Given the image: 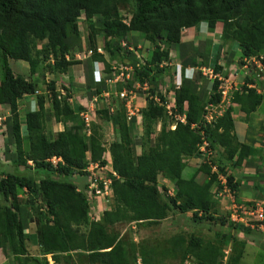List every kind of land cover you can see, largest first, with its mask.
Wrapping results in <instances>:
<instances>
[{
	"label": "trees",
	"instance_id": "1",
	"mask_svg": "<svg viewBox=\"0 0 264 264\" xmlns=\"http://www.w3.org/2000/svg\"><path fill=\"white\" fill-rule=\"evenodd\" d=\"M123 9L132 14L128 23L124 22ZM83 13L90 30L86 46L95 48L98 36L102 35L110 58L120 55L134 69L132 80L126 83L129 90L136 82L148 83L153 86L151 93L155 95L160 83L171 72V51L177 47L181 48L180 61L185 64L184 68L190 64L194 68L208 66L209 53H202L193 43L181 41L185 29L198 27L201 23H206L211 31L217 24H222L223 42H237L241 59L264 53V0H0V63L3 72L2 77L0 73V105L10 110L4 123L3 155L14 169V172L0 176V250L13 255L20 264H30L25 237L33 217V212L28 209L30 206L40 219L38 239L45 264H48V257L60 264L64 256L67 261L72 258L71 254L84 252L88 264H134L137 252L144 264H150L158 257L178 259L180 264L188 255L200 264H221L222 247L199 237L174 235L163 248L153 246L147 249L129 245L115 229L117 225L129 223L155 227L172 211L192 212L195 222L208 220L226 225L225 217L216 216L218 204L212 194L217 175L204 165L199 170L206 174L204 183H198L195 177H183L186 159L199 154L201 144L200 133L191 126L201 125L207 104H218L222 99L219 92L221 82L215 79L209 100H205L199 84H207L208 79L201 72H197L194 79L183 78L180 88L175 89L174 112L184 115L186 123L177 120L174 130L163 125L155 138L154 148L150 147V141L156 134L157 122L167 117L162 105L166 99L160 92L161 104L148 99V106L142 111L147 142L141 141V153L135 150L138 144L133 136L136 118L128 119L125 102L118 103L121 107L113 117L118 139L109 146L116 174L109 177L113 205L102 212L100 222L91 221L92 207L86 196L89 184L79 187L72 177L76 174L88 177L85 170L91 162L99 163L102 168L108 164L99 127L93 123L91 133L87 135L86 125L80 117L84 109L76 111L71 106L69 99L72 95L61 94L57 89L58 78L49 82L32 78L36 74L42 79L46 73L53 77L66 74L71 67L80 64L73 58L82 46L79 22ZM134 33H139L154 46L147 63H141L136 54L120 46L122 40L130 41ZM136 43L134 39L133 44ZM221 49L220 46L214 64L215 74L223 70L219 65ZM66 56H72V59L67 60ZM199 58L204 60L200 65L196 61ZM11 60L28 63L30 77L16 74L10 66ZM95 61L104 62L110 73V65L103 55L94 54L87 64L92 66ZM87 81L91 86L93 80L87 77ZM40 82L46 85V89L37 96L39 108L25 114L24 125L19 102L25 95L36 94ZM247 82L253 84L256 81L250 78ZM122 89L119 86L118 90ZM263 100L264 95L248 86H243L233 98L247 115L254 112ZM46 101L50 103V111L45 107ZM232 113V108L228 109L204 130L212 146L219 145L228 150L229 161L237 158L235 165H239L254 150L246 144L236 143ZM49 114L56 122L64 124L63 131L47 132ZM68 123H71L70 127ZM54 157L61 159L55 166L49 162ZM20 167L33 168L37 177L19 175L15 170ZM160 176L172 182L174 195L168 194V189L163 187V198ZM227 180L234 191L231 176L228 175ZM25 190L31 200L23 204L20 194ZM36 195L43 197L45 213L35 206ZM85 225L87 231L81 229ZM239 227L250 235V228ZM241 254L244 256L243 251Z\"/></svg>",
	"mask_w": 264,
	"mask_h": 264
},
{
	"label": "rangeland",
	"instance_id": "2",
	"mask_svg": "<svg viewBox=\"0 0 264 264\" xmlns=\"http://www.w3.org/2000/svg\"><path fill=\"white\" fill-rule=\"evenodd\" d=\"M130 13L131 12L128 9L122 10V15L124 17H126L127 19L130 18ZM84 17H81V20H80V33H81L82 41L85 40L87 42L88 35L90 34V30H89L88 24L85 21ZM202 24H205V23H202ZM201 25H200V27H201ZM218 31L220 32V30H218ZM98 38H100V40H98V43L104 44L103 36L100 35V36H98ZM142 40H143L142 44H139V45H141V47H143V48L141 50H140L141 47L138 48V46H136V48H137V51L140 50V52H139V54L141 55V61L140 62L141 63H147V61L150 59V55L154 49V46L151 45L150 42H148L149 45L146 46L147 48H144V41H146V40L143 37H142ZM221 41L223 43V40H221ZM232 41H229V42L231 43ZM216 43H218V41H216ZM226 43L227 42L223 43V46L226 45ZM41 47L42 46L40 45L39 48L41 49ZM87 49H88V47H87ZM83 51H84V49L82 50V52ZM240 51H241V49H240ZM232 53L233 52L231 50L224 52V57H223L224 59L222 60V63L223 62L227 63V61L231 60V58L235 55L234 54L232 56ZM261 55L264 57V53H262ZM247 59H250V62L252 65L253 63H252L251 57H249ZM112 60H113V58H112ZM114 60L117 61V67H118V71H120V73L122 71L124 72L125 75L131 73V69H130L131 67L130 68L128 67V66H130V63L128 60L121 58L120 55H117L116 57H114ZM241 60L242 59L240 58L239 61H241ZM232 61H235V60H232ZM214 64L212 65L213 66L212 69H214ZM10 66L16 72V74L20 72L19 69H17V67L19 66L18 61L16 62V61L11 60ZM229 67H230V65L229 66L227 65L226 67L222 66L223 70L220 73L221 79L228 80V77L232 73L231 70H229ZM81 72H80V76L83 77V73H81ZM133 72H134V69H133ZM133 72H132V74H133ZM0 73H1V77H2L3 72H2V64L1 63H0ZM256 75H258V74L255 73L251 76L253 78L259 79L260 81H262V80L263 81H262L261 86L258 85L257 87H255V89L257 91H260L261 93H263L264 92V76L260 79ZM67 77H70V75H68ZM67 77L66 76L64 77V76L59 75V74H56V75H54V77H52V78H58L57 89L61 92L62 95L63 94L71 95L70 94V91H71L70 82H71V80ZM167 78H168V80L166 82V86H164L165 85L164 84L162 87H159V92L163 96L165 95L166 97L165 96L164 97L166 98V101L169 102L171 99H173L174 88L171 86V85H173L171 83L175 78H174L173 73H171L170 77H167ZM83 82H86V79ZM201 84H202V82H200L199 87H201L202 96H204L205 100L208 101L209 100L208 97L210 96V94L204 93L205 90H203V87ZM118 85H120L121 88L123 87L122 91L124 89H128L126 87V82L120 81V82H118ZM238 85H239V87H243L244 83L238 84ZM152 87L153 86L148 84L145 86H141V88L136 91L137 95L139 96L138 97L139 99L136 100L137 103L136 102L135 103L137 105H135V107H134V103L131 104V106L135 112L137 109L141 110L140 116H143V112H142L143 107L142 106L145 104V102H146V108L148 106L147 101L150 100L149 97H151V95H152V93H151ZM118 88H119V86H118ZM175 88H176V86H175ZM41 89H42V91H44L46 89V85H43ZM93 90H95V89H93ZM115 90L117 92V88H115ZM87 94L89 96L90 89L88 90ZM167 95H170V98H167L168 97ZM116 96L119 97L120 103L123 100H125V99L120 98V93H116L115 97ZM228 96L226 97V100L233 96L232 92H230ZM111 99L112 98L110 97L109 98L110 103H111ZM115 99L116 98H114L113 100L115 101ZM126 99L132 100L131 95H129ZM70 104L74 109H76V111H81L82 109L85 108L84 110L87 111L86 113L91 115L90 118H93V122H91V125L94 123L96 126L99 127V130H100L99 132L103 137L102 143L105 145V147L107 149L106 152L104 153V158L108 161V164L106 165V167L95 168L93 171V175L89 174L88 177L82 178L80 175L76 174L72 177V180L74 181L75 184H77L80 187V185H83L85 183L90 184V181H91L90 176H92L93 178L98 177L99 181L108 179L109 177H112V175H114L113 174L114 172H113V168H112V157H111V153L109 151V146L114 140L118 139L117 134L115 133L116 127H115V122L113 120V117H114V115H116V113L118 112L117 110L121 107V105L114 107V110L112 112L111 106L107 105L104 107L102 103H100V106L98 109V107L96 106V102H95L93 110H90V108L92 106H89V108L87 107L88 105L85 107H82L80 105V101L78 102L74 98L70 102ZM23 106H24V104H22V108H20V112H22L21 116L24 118L25 117V108H23ZM125 106H126V102H125ZM225 108H227V107H225ZM100 110H101V112H100ZM144 110H145V108H144ZM126 111H127V108H126ZM9 116H10L9 108L1 107L0 108V123H1L5 132L3 133V135H0V174H4L6 172H14V169L11 165V162L6 160L5 156L3 155L4 149H5L3 146L4 145L3 142L5 141L6 130H5V126H4L5 122H3V120L1 122V119L3 117L8 118ZM176 120H177L176 117L173 118L167 114V117L162 118L161 121L163 122V125L164 126L166 125V127L168 128V126H169L168 124H173ZM67 126L70 127L71 123H68ZM140 127H141V129H139V133H141L140 134L141 137L139 140H137L138 144L135 148L136 153H141V148H140L141 144H142L141 141L147 142L146 132L143 133V125H141ZM135 132H136V130L134 131V134H135ZM133 136H136V135H133ZM13 150H14V148H13ZM15 171L17 173L19 172L18 174L23 175V176H31V175L36 176L33 168L25 169L24 167H20L18 170H15ZM84 177H85V175H84ZM166 185H167V182L161 176V178H159V187H160L161 195L163 196L164 199H165V197H164L165 193H164L163 187H165ZM93 188H95V186H93L91 183L90 190H89L90 192L88 194L89 197H87L89 200V204L92 207L91 211H90V219L92 222H100L101 217H102V212H104L107 209L106 207H112L111 205H113V202H112L113 201V199H112L113 192L109 191L107 189V190H104V192H101V194H99L98 196H96L95 192H93V193L91 192L92 191L91 189H93ZM169 189L171 192L174 191L173 184H172L171 188H169ZM169 189H168V191H169ZM27 194H28L27 190L21 192V194H20V199L22 200L23 204H26L28 201L31 200V197L28 196ZM33 201H34L35 206L37 208H42L43 212L45 213L46 206H45V202H44L43 197L41 195H36L35 199ZM216 202L218 204L216 216L225 217L227 219L226 225H221L218 221H208V220H197L195 222L192 218L193 217L192 212H190L188 214H181L178 211H172L169 214V217L166 221H162L160 223V225L155 226V227L147 226L146 224L129 223V224H125V225H117L115 227V229L117 232L120 233V236L122 237V239L127 241V243L129 245L134 244V245L138 246L139 248H141V246H145V247H147V249L153 248V246H159L160 248H163L162 246L166 245L167 241L171 237H173L174 235H182V236L188 237V238L195 236V237L202 238L206 242H212V243H215L217 245H220L222 247V254H223L222 262L224 264H264V232H263L264 229L262 228V225H258L257 224L258 222L254 220L256 218V216H251L249 214H245L243 212L244 211L243 209L232 208V206L237 204V201L233 198H230V200H229V198H228V200L224 199V201H223V199H221V201L216 200ZM28 209L33 212V217L30 219L29 229L27 231H25V237L27 238L26 246H27V250H28V258L31 259L30 264H45L46 260L44 258V253H43L42 249L40 248V243H39V239H38V228L40 225L39 224L40 219L37 216V213H35L31 209L30 206H28ZM249 211H251V210H249ZM237 214H238V216H243L246 219H252V221L250 223H252L255 227L250 228L251 229L250 235H246L245 233H243L240 230V227H239L240 225H236L235 222L232 220V219H234L233 215H237ZM81 229L83 231H87L86 225L82 226ZM242 251H243L244 256H242V254H241ZM137 254H138V256H137V259L135 260L134 264H138L139 258H141L142 264H144V261L140 255V253L137 252ZM85 255H87V253H85V252L81 255L71 254L72 258L68 259L67 261H66L65 256H64V258L61 260L60 264H88V261H87ZM239 256H240V258H239ZM48 259H49L48 264H55L54 261L50 257H48ZM235 259H237V260L235 261ZM179 262H180V260H178V259L158 257L157 259L155 258V260L153 262H151L150 264H178ZM0 264H20V263L14 258L13 255H7L4 251L0 250Z\"/></svg>",
	"mask_w": 264,
	"mask_h": 264
},
{
	"label": "crops",
	"instance_id": "3",
	"mask_svg": "<svg viewBox=\"0 0 264 264\" xmlns=\"http://www.w3.org/2000/svg\"><path fill=\"white\" fill-rule=\"evenodd\" d=\"M203 26L196 27V28H189L185 30L183 32L181 41L184 44L193 43L196 47L201 49L202 53H209L208 61H207L208 66L203 67L204 69L213 67L212 65L216 62L217 57H218V49L220 46L222 47L219 53V65L221 67L222 66L226 67L227 65L228 66L230 65L229 70H231L232 73L228 77V80L234 85L233 87L239 89L237 91L236 90L232 91L233 96L225 100L226 102L225 107H227L226 109L232 108L233 110L232 116H233V120L235 124L234 135L236 137V143L246 144L250 146L254 150V152L248 158H245V160L241 164L235 165L236 163L235 159L237 158H235L233 161H229L228 150L222 148L219 145H217L214 148L211 144V149L213 150L212 156L206 157V154L200 152L199 150V154L186 159V168L183 171V177L185 179H191L195 177L198 183L200 184L204 183L206 179V174L205 172H202L199 170L202 166L206 165L211 170L212 174L217 175V181L214 184L213 189H212L214 200L221 201V199H223L224 201V199L228 200L229 198L230 200V198H233L237 201V204L232 206V208L243 209L244 210L243 212L245 214L250 215L251 211L249 210L254 208L256 204L264 203V100H263V103L254 112L247 115L242 110V107L239 104L233 102V98H234L235 93L242 90V87H239L238 84L244 83L243 86L257 87L258 85L261 86L263 80L260 81L259 79L253 78L252 76L251 77L249 75L247 76L242 66L243 59L239 61L241 58V55H240L241 51H240L239 44L237 42L235 41H232L231 43L227 42L226 45L223 46L224 42L222 43L221 41L222 32H223L222 24H217L214 32H211L208 29V25H203ZM218 30H220V32ZM134 39L137 41L136 45L133 44ZM216 41H218V43H216ZM127 42L130 43V45H132V47L134 48V51L137 55V60L141 61V55L139 54L140 50L143 48L141 47V45H139V44H142L143 42L141 35H139V33H134L132 34V38H130V41L128 40ZM99 45L101 44L99 43ZM147 45H149L148 41H144V48H147L146 47ZM83 46L84 44L82 43L81 50L75 52L76 58L79 59L81 63L71 67V69L69 70L70 74L69 73L62 74V76L64 77L65 76L67 77L68 75H70V77H67L71 80L70 94L72 96H71L70 102L74 98L78 102L80 101V105L83 107L88 105L87 107L89 108V106H92L90 110L94 109L95 102H96V106L98 107V109H99L100 103H102L104 107L107 105L111 106V111L113 112L114 107H117L118 103L120 102V99L117 96L115 97V94L118 92V86L120 85H118V83L117 84H110V83L97 84L95 83L94 65L92 63H91L92 66L87 64V63H90V57H87L84 55V53H82ZM136 46H138V48L141 47L139 52L137 51ZM228 50H231L233 52L232 56L234 54L235 55L231 58V60L227 61V63H224V62L222 63V60L224 59L223 58L224 52H227ZM180 54H181L180 47H177L171 51V62L169 63V66L171 67L170 73H173L175 79L173 78L174 80L172 81V83L170 82L171 84H173L171 86L174 87V95H173V99L171 100L169 99L170 101L168 102V106H175V89H177V87L175 88V86L178 83V80L175 75L177 72V67L181 66L182 68H184L183 66L184 63H181L180 61ZM104 55H105V59L110 65V73L109 72L108 73L110 74L111 77L114 78L118 75L117 61L114 60V58L112 60L110 57H108L107 53H105ZM232 60H235V61H232ZM196 61L200 65L201 63H203L204 60L203 58H199ZM18 62H19V66L17 67V69H19L20 72L17 74H21L25 77H30L29 64L26 62H22V61H18ZM103 67L105 68L104 64H103ZM128 67L130 68L132 66L130 65ZM185 68H189L188 70L189 76L196 77V72L195 70L193 71L191 69V68H194L192 67L191 64L186 66ZM80 72L83 73V77L80 76ZM255 73L256 71L254 70L252 75ZM168 75L165 77L163 82L160 83L159 87H162L164 84H165L164 86H166V82L168 80L167 77H170L171 74L169 76ZM202 76L204 77V74ZM256 76L257 77L259 76L258 78L261 79L264 75L258 74ZM52 77L53 76L50 73H46L45 78L43 79L42 77L39 76V74H36L32 78L35 80L39 78L41 82L43 80H45L46 82H49L50 80L53 79ZM87 77L93 80V83L91 82L92 84L91 86L88 85ZM250 78L255 79L256 82L253 84L248 83L247 79H250ZM85 79H86V82H83ZM41 82H40L41 85L39 89H40V93H43L41 89L43 85ZM201 85L203 86L204 84H201ZM57 86H58V82H57ZM204 87H205L204 93L210 94L212 90L211 89L212 81L208 79V83L205 84L203 88ZM115 88H117V92ZM89 89H90V94L88 96L87 93ZM99 90L101 91L100 93H98ZM257 92L259 94L264 95V92L263 93H261L260 91H257ZM167 96H168L167 98H170V95H167ZM110 97L112 98L111 103L109 102ZM138 97L139 96L136 95L135 98L132 100V104L134 103V107L135 105H137L136 100L139 99ZM114 98H116L115 101L113 100ZM22 104H24L23 108H25V114L29 111H36L39 108L36 95H25L24 98L20 100L19 102V111H20V108H22ZM45 105H46L45 106L46 109L50 111L51 109L50 103L46 101ZM1 107H5V106L0 105V108ZM142 107H143L142 110L146 108V102ZM128 110L133 112L136 116V117L133 116L136 118V123L134 125L135 130H136L135 135H136V140H139L141 137L140 135L141 133H139V129H141L140 127L141 125H143V133L145 132V127L142 121L143 116H140L141 110L137 109L135 112L132 109L131 105L128 106L127 112ZM6 118L7 117H3L1 119V122L2 120L3 122H5ZM24 122H25V117L23 118L21 116V123L24 124ZM168 125H169L168 128H170L173 124H168ZM0 126H2L1 123H0ZM64 128L65 127L63 123L56 122L55 118L54 117L51 118V115L49 114L48 123H47L48 133L56 134L58 132L63 131ZM24 129H25V126H24ZM162 129H163V122L159 120L156 124V134L155 136L151 138V141H150L151 148L155 147L156 145L155 138L158 136V134L161 132ZM4 132H5L4 129L1 128L0 133H4ZM222 168L224 170L221 171ZM3 175L4 174H0L1 177ZM228 175L231 176L232 178V184L235 187L234 191L231 190V187L228 184V180H227ZM159 178H161V176ZM163 179L167 182V185L165 187L167 189L171 188L172 182L168 179H165V178ZM81 186L82 185H80V187ZM168 193L170 195H174V191L171 192L170 189ZM106 208L108 209L110 207H106ZM235 217H240L244 219V221L246 222L249 220H252V219H246L243 216H238V214L233 215V218ZM167 219H165L164 221H166ZM241 225H244V224H241Z\"/></svg>",
	"mask_w": 264,
	"mask_h": 264
},
{
	"label": "built area",
	"instance_id": "4",
	"mask_svg": "<svg viewBox=\"0 0 264 264\" xmlns=\"http://www.w3.org/2000/svg\"><path fill=\"white\" fill-rule=\"evenodd\" d=\"M96 52H100L102 53V49L98 48ZM95 53V50H89L87 52V55H92ZM252 59V65L250 62V59L245 58L244 64H243V68L245 73L247 74V76H251L253 71L255 70L257 74L264 73V57L260 54L257 57L251 58ZM255 66V67H254ZM96 68H98V64L96 65ZM132 69V68H130ZM202 72L205 76H207L208 78H210L211 80H215L218 79L221 84L219 87V92L222 95V99L221 102L218 104H211L209 103L206 107H205V113L203 115V121L201 123V125L198 124H192V129L197 130L200 135H201V144H200V152L206 154V157L208 156H212L213 154V150L211 149V141L209 140V138L207 137V134L204 130V128H206L208 125H212L214 122H216L219 117H222V115L228 110L225 108V100L226 97L229 95L230 92L232 91H237L239 89L233 87L234 85L229 82L228 80L225 79H221L220 74H214L212 69H202ZM99 71L97 69L96 71V79L97 81H100L101 79H103L104 77H107V74H102V72L100 71V74L98 75ZM259 77V76H258ZM130 79H132V73L125 75L124 72L122 71L119 75L116 76L115 79L113 78H106L105 82L106 83H110V84H117L118 82L122 81V82H127ZM135 88L139 89L140 86L136 85L134 86ZM254 87V86H252ZM38 94V92H37ZM129 95H131V98H135L136 94L133 90L128 91V90H123L120 93V98L121 99H126ZM229 97V96H228ZM131 101H128V103H130ZM167 110H168V115L170 117H176L179 121H181L182 123H186V119L185 116L180 117L178 116L175 112H174V106H166ZM134 113L130 112L128 113V117L133 116ZM91 115L88 113H82V119L85 122V124L89 127L92 118H90ZM171 129H175L176 125L173 124L171 127ZM95 168H100L99 163L94 164L91 163L89 165V167L85 170L88 174L93 175V171ZM104 168V167H103ZM91 177V181L89 184V188L88 191L86 193V196H88L89 194V190H90V185L92 183L93 186H95V188L91 189L92 193L95 192V195L98 196L99 194H101V192H104V190H109L112 191L111 188V178L105 179V180H98V177ZM251 216H256V218L254 219L257 222H264V203H260V204H256L254 206V208L251 209ZM235 223H240V224H244L246 227H251L254 228L255 226L250 223L252 220L249 221H244V219L240 218V217H235L234 219H232ZM138 264H142L141 258L138 259ZM180 264H200L193 256L188 255ZM221 264H224L223 262H221Z\"/></svg>",
	"mask_w": 264,
	"mask_h": 264
},
{
	"label": "clouds",
	"instance_id": "5",
	"mask_svg": "<svg viewBox=\"0 0 264 264\" xmlns=\"http://www.w3.org/2000/svg\"><path fill=\"white\" fill-rule=\"evenodd\" d=\"M85 16V14L83 13L82 14V16L81 17H84ZM131 17H132V14L130 13V18L129 19H127L126 17H125V20H124V22L125 23H128L129 22V20L131 19ZM85 18V21H86V16L84 17ZM80 20H81V18H80ZM202 24V23H201ZM200 24V25H201ZM200 25L198 26V27H200ZM203 25H207L206 23L205 24H202V26ZM79 26H80V22H79ZM201 26V27H202ZM196 28V27H195ZM208 29H209V26H208ZM185 30H187V29H185ZM184 30V31H185ZM210 30V29H209ZM183 31V32H184ZM211 31V30H210ZM215 31V30H214ZM214 31H211V32H214ZM98 40H99V38H98ZM98 40H97V44H96V47L95 48H88L87 49V46H86V41L84 40V41H82L83 42V44H84V46H83V49H84V51L82 52V53H84V55L85 56H87V57H92L94 54H100V55H103L104 56V58H105V53H107L106 52V50H105V48H104V44H101V45H99V43H98ZM128 40H122L121 41V43H120V46L122 47V49H129L130 51H132L134 54H136L135 53V51H134V48L132 47V45H130V43H128L127 42ZM98 48H101L102 49V53H100V52H96L97 51V49ZM133 48V49H132ZM89 50H95V53L94 54H92V55H87V52L89 51ZM139 52V51H138ZM107 55H108V53H107ZM108 57H110L109 55H108ZM251 58H253V57H251ZM66 59L67 60H69V59H72V57H70V56H66ZM74 60H77V61H80L79 59H77L76 58V55L74 56V58H73ZM245 59V58H244ZM243 59V60H244ZM242 60V63L244 64V61ZM106 62H107V60H106ZM80 63H81V61H80ZM108 63V62H107ZM98 64V68H96V65ZM103 64H104V66H105V68L103 67ZM109 64V63H108ZM93 65H94V80H95V83H97V84H103V83H106L105 82V80H106V78H113V77H111L110 76V74L108 73V71H107V69H106V65H105V63L103 62L102 63V61H95L94 63H93ZM243 66V65H242ZM132 68V67H131ZM97 69H98V71H99V73H98V75L100 74V71L102 72V74L104 73V74H107L108 76L107 77H104L103 79H101L100 81H97V79H96V71H97ZM193 71L195 70V72H196V75H197V72H201L202 73V75H203V72H202V69H204L203 67H199V68H197V67H195V68H191ZM207 69H212V68H207ZM188 70H189V68H182L181 66H179V67H177V72H176V78H177V80H178V83H177V85H176V87H177V89L178 88H180V86H181V83H182V79L183 78H185V79H194L195 77H193V76H189V74H188ZM213 70V72H214V69H212ZM133 72V68L131 69V73ZM120 74V71H118V75ZM215 74V73H214ZM263 75H264V73H263ZM132 77H133V74H132ZM205 77H207V76H205L204 75V78ZM251 77V76H250ZM116 77H114L113 79H115ZM208 78V77H207ZM210 81H212V83H213V80H211L210 78H208ZM130 80H132V79H130ZM129 80V81H130ZM126 83H128V81L126 82ZM136 85H139L140 86V88H141V86H145V85H148V83H145V84H140L139 82H136L134 85H133V87H132V89L131 90H133L134 92H135V94L137 95V90H139V89H137V88H135L134 86H136ZM150 85V84H149ZM250 88H252V87H250ZM254 89H255V87H254ZM125 90V89H124ZM126 90H128V91H131V90H129V89H126ZM62 91V90H61ZM119 91V90H118ZM37 92H38V94H37ZM36 92V94H34V95H36V96H38V95H40V94H42V93H40V89L38 90ZM122 91H119V92H117V93H121ZM158 92H159V90L157 91V93L155 94V95H151V97H149V99H155L158 103H160L161 104V101H160V98L158 97ZM64 93V92H63ZM63 95H65V94H63ZM164 97V96H163ZM119 98V97H118ZM165 98V97H164ZM134 98H132V100H133ZM166 99V98H165ZM70 100H71V98L69 99V102H70ZM132 100H129V99H125V100H123V101H125L126 102V108L128 109V106L129 105H131L132 104ZM128 101H131L130 103H128ZM38 102V101H37ZM221 102V101H220ZM219 102V103H220ZM162 105H164L165 106V108H166V106H168V102L167 101H165ZM208 105V104H207ZM173 107V106H172ZM174 107H176V106H174ZM175 109V108H174ZM37 111V110H36ZM30 112H34V111H30ZM87 111L86 110H83L82 111V113H86ZM131 111H129L128 110V112H127V116H128V113H130ZM166 112H167V114H168V110H167V108H166ZM82 113H80V117H81V119H82ZM178 115V114H177ZM133 116H135V114L133 115ZM133 116H131V117H128V119H131ZM178 116H180V115H178ZM184 116V115H183ZM183 116H180V117H183ZM174 118V117H173ZM186 119V118H185ZM178 120V119H177ZM176 120V121H177ZM82 121H83V119H82ZM176 121L173 123V124H175L176 125ZM84 122V121H83ZM91 122H93V118H92V120H91ZM84 124H85V122H84ZM86 125V124H85ZM90 127H91V123H90V126L88 127L87 125H86V129H87V131H86V133H87V135H90V133H91V130H90ZM171 129V128H170ZM173 130V129H172ZM59 161H61V159H59V158H57V157H54V158H52L51 160H49V162L50 163H52L54 166L57 164V162H59ZM30 163V165H33L32 164V162H29ZM92 163V162H91ZM90 163V164H91ZM89 164V165H90ZM94 164H97V163H94ZM89 167V166H88ZM114 172V171H113ZM88 174V173H87ZM114 175H116L115 173H113ZM81 176V175H80ZM88 176H89V174H88ZM82 178H86V176L84 177V176H81ZM80 190V189H79ZM113 192V191H112ZM236 225H241V224H239V223H235ZM258 225H262V228H264V222H258L257 223ZM244 226V225H243ZM246 227V226H245ZM247 228H251V227H247Z\"/></svg>",
	"mask_w": 264,
	"mask_h": 264
}]
</instances>
